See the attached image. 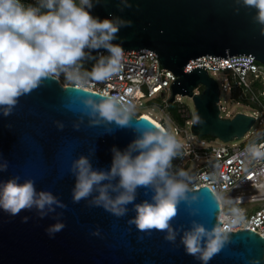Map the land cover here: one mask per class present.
Masks as SVG:
<instances>
[{"label":"water","instance_id":"1","mask_svg":"<svg viewBox=\"0 0 264 264\" xmlns=\"http://www.w3.org/2000/svg\"><path fill=\"white\" fill-rule=\"evenodd\" d=\"M117 3L102 0L92 11L101 17L115 13L130 18L132 24L119 29L117 35L122 39L114 43L124 49L155 50L161 63L178 74L169 102H174L177 92L193 98L201 119L193 122L192 132L223 140L242 137L255 116L242 111L221 116L218 81L204 65L187 72L184 67L191 58L204 54L224 58L247 54L264 63V26L254 19V6L243 0H132V7L120 11ZM101 49L88 50L83 59ZM199 83L204 87L194 93ZM101 94L66 85L53 75L19 97L12 113L0 115V163L8 161L7 168L0 170V180L12 176L20 182L32 179L38 190L51 191L61 202L43 217L35 205L15 215L0 210V264H202L196 258L199 253L194 256L184 250L181 237L193 221L206 229L219 228L222 206L209 187L189 189L188 199L178 203L170 220L174 240L165 238L167 229L140 230L128 223L135 215L133 205L151 198L150 187L138 186L135 199L121 216L93 203L96 188L79 201L73 199L72 162L76 158L86 155L94 168L107 170L113 145L124 149L142 127L158 125L133 113L127 125L92 114L85 96L93 95L99 101ZM23 216L29 219L24 221ZM57 220L64 221L65 227L49 236L45 228ZM96 229L99 234H93ZM220 233L226 238L207 264H252L254 258L264 264V237L257 231L244 228Z\"/></svg>","mask_w":264,"mask_h":264},{"label":"clouds","instance_id":"2","mask_svg":"<svg viewBox=\"0 0 264 264\" xmlns=\"http://www.w3.org/2000/svg\"><path fill=\"white\" fill-rule=\"evenodd\" d=\"M243 2L254 6V19L264 26V0ZM100 3L102 0H0V115L12 113L18 98L38 87L46 77L63 73L66 80L83 89L89 80L102 81L121 70L123 48L114 41L122 39L117 35L119 29L131 25L132 20L115 13L101 17L92 11ZM132 6V0H118L116 4L120 11ZM101 48L108 55H100L91 70L82 69L88 50ZM93 97L86 95L84 99L91 106L92 114L98 113L120 125L132 120L134 107L130 102H123L120 96L104 92L99 101ZM200 119L194 112L192 121ZM180 148L181 142L168 127L153 124L142 127L140 135L124 149L113 145L107 170L94 168L88 156L82 154L72 162L76 177L73 199L79 201L96 188L98 194L93 197V203L121 216L127 211L128 203L135 199L138 186L150 187L151 198L133 205L135 215L128 223L140 230L167 229L165 238L174 240L176 234L170 220L180 200L188 199L190 187L181 178L193 179L183 168L171 172L172 159ZM249 149L255 157L264 156V151L255 145ZM7 165L4 159L0 170ZM191 199H197V194L193 193ZM60 203L51 191L38 190L32 179L20 182L18 176H12L0 180V210L11 215L35 205L38 215L43 217L48 210H53L54 204ZM21 219L27 221L29 217ZM64 227V221L57 220L45 231L53 236ZM93 234H99V230ZM225 238L218 227L206 229L193 221V227L185 230L181 240L186 252L194 256L199 253L196 258L207 264ZM252 264H260L259 259L254 258Z\"/></svg>","mask_w":264,"mask_h":264},{"label":"built area","instance_id":"3","mask_svg":"<svg viewBox=\"0 0 264 264\" xmlns=\"http://www.w3.org/2000/svg\"><path fill=\"white\" fill-rule=\"evenodd\" d=\"M100 55L107 56V50H98L93 57L97 60ZM158 55L157 51L147 47L123 48L121 70L102 81L89 80L85 87L120 96L123 102L133 105V114L137 116L143 114V111L136 112L144 105L143 98L152 100L162 96L164 105L168 106L173 95L171 84L178 74L163 65ZM200 65H204L209 74L210 71L226 73L223 81L218 82L220 91L221 85L226 90L237 86L251 89L254 83L258 82L262 97L254 95V99H260L262 105L261 108L248 112L255 116V121L242 136L246 137L243 142L229 143L231 140L200 135L196 143L189 140L183 142L177 138L181 142V150L179 149L176 155L178 169L189 171L193 179L178 178L186 179L190 184L189 189L207 186L218 195L222 206L218 215V219L222 221L220 231L251 228L264 237V156L255 157L249 149L250 145H255L264 151V63L247 54H234L227 58L204 54L191 58L184 71ZM71 84L76 85L74 82ZM201 86L202 83L195 86L194 93H200L203 89ZM182 95L184 94L177 92L174 102L180 103ZM220 102L221 98L219 105ZM220 109L221 114L224 107L220 105ZM182 114L187 115L186 127H183L182 123L177 124L175 133L184 132L189 138L188 132H192V115L184 112ZM257 122L262 125L261 129H257ZM176 171L172 166L171 172Z\"/></svg>","mask_w":264,"mask_h":264},{"label":"rangeland","instance_id":"4","mask_svg":"<svg viewBox=\"0 0 264 264\" xmlns=\"http://www.w3.org/2000/svg\"><path fill=\"white\" fill-rule=\"evenodd\" d=\"M96 61L97 60L94 57L88 60H83L82 69L85 68V69L91 70L92 66L96 63ZM210 74L215 79H217L219 83L223 81V77L226 75V73H223L221 71H217L215 73L213 71H210ZM59 76L65 84H68L70 82L65 79L63 73H60ZM202 88L203 86H201V89ZM260 91H261V86L258 82L254 83L251 89H244V88L237 86L236 88H233L232 90H228V89L226 90L221 85L220 105L224 107V109H222L221 111V115L224 117L226 116L231 117L237 111L251 112L255 110L256 108H261L262 101H260V99H257V98L254 99V95H259L260 98L262 97L260 94ZM167 94L170 95L169 92ZM162 98H163L162 96L154 98L152 100L143 98L144 105H141L137 109L136 112H140V111L150 112L154 117H156L166 127H168L176 135L178 139L182 140L183 142H185L186 140L192 141L194 143L198 142L200 136L199 135L194 136L195 134L192 133L191 130L188 132L189 138L186 137L187 135H185L184 132L175 133L176 132L175 127L180 122L173 117L171 109H169V106L164 105L165 102L162 101ZM181 100L182 101L180 103L174 102V105H177L178 111L181 113V115L183 116L182 114L183 112L185 114L189 113L193 115V113L196 111L193 98L190 97L189 95H182ZM183 117L186 118L187 115H184ZM182 125L183 127H186L185 122L184 123L182 122ZM256 126H257V129L262 128V125L259 124V122L256 123ZM207 138H211V137L208 136ZM245 139L246 137L235 138L229 141V143L233 141H237L238 143H240V142H243ZM218 140L220 141V139ZM177 160H178L177 156L173 157L172 159V166L176 169H178Z\"/></svg>","mask_w":264,"mask_h":264},{"label":"trees","instance_id":"5","mask_svg":"<svg viewBox=\"0 0 264 264\" xmlns=\"http://www.w3.org/2000/svg\"><path fill=\"white\" fill-rule=\"evenodd\" d=\"M168 106H169V109H171V111H172L173 117L176 120H178L180 123H182V122L184 123L185 122V117H183L181 115V113L178 111L177 105H174V102H172ZM200 136H202V137H208V136H210L211 138L213 137L212 135H209V134H207V135H200Z\"/></svg>","mask_w":264,"mask_h":264},{"label":"bare ground","instance_id":"6","mask_svg":"<svg viewBox=\"0 0 264 264\" xmlns=\"http://www.w3.org/2000/svg\"><path fill=\"white\" fill-rule=\"evenodd\" d=\"M60 77V76H59ZM63 82V81H62ZM64 83V82H63ZM65 84V83H64ZM71 83L69 82L68 84H66V85H70ZM144 117H147V118H149V119H151V120H153V121H155L158 125H163V126H165L160 120H158L156 117H154L150 112H144L143 111V114H142ZM166 127V126H165Z\"/></svg>","mask_w":264,"mask_h":264}]
</instances>
